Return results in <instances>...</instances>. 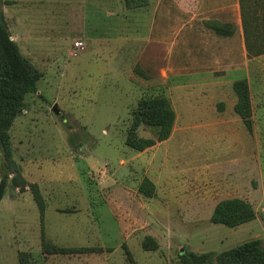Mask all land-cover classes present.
Segmentation results:
<instances>
[{
    "label": "rangeland",
    "instance_id": "1",
    "mask_svg": "<svg viewBox=\"0 0 264 264\" xmlns=\"http://www.w3.org/2000/svg\"><path fill=\"white\" fill-rule=\"evenodd\" d=\"M246 3L264 25V0ZM141 6L138 0H1L10 37L42 77L10 128L26 183L14 186L10 175L0 201V264H19L20 251L29 264H184L188 252L215 256L254 238L264 246V53L249 57L242 34L238 56L231 51L236 39L219 38L216 59L174 61L186 44L163 45L154 30L149 37L145 22L136 20ZM220 11L209 14L206 27L226 23ZM82 30L85 42L74 40ZM187 46L198 51L195 42ZM168 57L174 60L166 69L160 64ZM239 78L249 84L250 128L233 110L232 82ZM159 88L177 112L173 131L136 151L125 143L133 109ZM137 132L154 136L145 125ZM2 163L0 149V175ZM144 177L155 185L152 196L138 190ZM230 197L248 201L255 217L236 227L211 222L215 204ZM42 234L45 242L94 251L47 253Z\"/></svg>",
    "mask_w": 264,
    "mask_h": 264
},
{
    "label": "trees",
    "instance_id": "2",
    "mask_svg": "<svg viewBox=\"0 0 264 264\" xmlns=\"http://www.w3.org/2000/svg\"><path fill=\"white\" fill-rule=\"evenodd\" d=\"M145 2L146 0H138V5ZM239 2L247 54L249 57L260 55L264 53V28H262L264 25L251 16L252 14L247 7V0H239ZM207 24L221 35H231L234 31L232 25L228 23L208 21ZM41 77L42 73L21 53L17 43L10 37L0 8V149L3 154L0 201L5 194L10 175L11 183L14 186L23 189L26 183L21 172L22 168L13 157L10 128L24 106L26 95L36 91V85ZM232 89L236 95L233 110L250 128L252 109L247 79L234 80ZM157 90L158 92L151 91L141 96L133 109L132 119L126 131L125 143L136 151H143L157 142L167 139L171 134L175 111L169 97L165 94L164 88ZM140 125L151 127L154 136H140L137 132ZM68 139L74 144V149L80 147V143L76 142L73 136H69ZM32 187L42 218L44 207L41 195L36 186L32 185ZM138 190L145 196H152L155 192V185L149 178L144 177L138 185ZM254 217L255 210L248 201L240 197H230L221 199L215 204L210 215V221L236 227ZM148 240L153 241L151 238ZM41 245L47 253L53 254H77L94 251L93 248L85 246L67 247L45 242L43 234ZM144 247L148 249L147 246L144 245ZM95 249L101 250L100 247ZM127 254L130 253L127 252ZM181 258L184 264L207 262L208 264H264V246H262L260 238H254L249 242L224 250L215 256L212 253L196 255L194 252H188ZM18 259L19 264H29L28 254L25 251L19 252Z\"/></svg>",
    "mask_w": 264,
    "mask_h": 264
},
{
    "label": "crops",
    "instance_id": "3",
    "mask_svg": "<svg viewBox=\"0 0 264 264\" xmlns=\"http://www.w3.org/2000/svg\"><path fill=\"white\" fill-rule=\"evenodd\" d=\"M144 4L137 9L136 20H138V22H145L142 26L144 27L145 25V30H147L148 26L149 31L147 33L149 34V37L151 34H153L152 31L154 30L157 32V36L154 33L153 38L156 37V39L160 40V43H163V45L167 44V42H169L170 45L186 44V49L189 50L187 51L182 47L176 54L175 60L172 59V57L169 58L172 56L170 55L167 58L168 60L166 63L160 64V66H165L167 69L168 67L170 68V66H172L173 60L183 61L185 58L192 59L193 61L203 60L208 57L216 59V56L220 51L217 44L220 42L219 38H227L229 39L228 41H230V39H236V45L231 48V51H234V56L239 55V52L241 51L239 46L241 44L240 36L243 34L242 22L239 12V0H146ZM217 11H220V13L217 15L224 18H218L220 21L232 24L234 32L231 35L218 34L213 29L206 27L204 24L205 20L210 19L209 14H212L211 16H213V13L215 14ZM84 30H82V36L76 35L73 39H82V41L85 42L83 39V34H85L86 31ZM183 30L184 33L182 34ZM169 38H171V42ZM208 38H212L214 41L210 43ZM194 42L196 45H198V51L192 53V49H190L187 45ZM130 44L131 43L128 44V48H131ZM67 50L69 51L68 48H66L65 51ZM137 53H139L138 58L141 62L142 54L141 52ZM174 111L175 124L177 112L175 109ZM170 136L167 139H169ZM167 139L163 141H166ZM163 141L157 142L143 151H147V149L152 148Z\"/></svg>",
    "mask_w": 264,
    "mask_h": 264
},
{
    "label": "water",
    "instance_id": "4",
    "mask_svg": "<svg viewBox=\"0 0 264 264\" xmlns=\"http://www.w3.org/2000/svg\"><path fill=\"white\" fill-rule=\"evenodd\" d=\"M51 110H52L55 114H59V113H60V109L58 108L57 103H54V104L51 106Z\"/></svg>",
    "mask_w": 264,
    "mask_h": 264
},
{
    "label": "built area",
    "instance_id": "5",
    "mask_svg": "<svg viewBox=\"0 0 264 264\" xmlns=\"http://www.w3.org/2000/svg\"><path fill=\"white\" fill-rule=\"evenodd\" d=\"M74 46L75 47L82 46V43L80 41H75Z\"/></svg>",
    "mask_w": 264,
    "mask_h": 264
}]
</instances>
